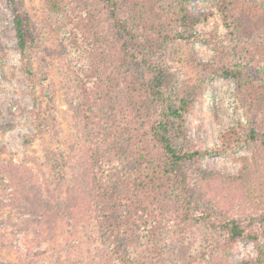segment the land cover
Returning <instances> with one entry per match:
<instances>
[{"label": "rangeland", "instance_id": "1", "mask_svg": "<svg viewBox=\"0 0 264 264\" xmlns=\"http://www.w3.org/2000/svg\"><path fill=\"white\" fill-rule=\"evenodd\" d=\"M15 4L33 22L30 66L37 81L44 66L48 87L37 82L32 91L27 84ZM103 7L100 0H0V264H264V222L254 221L264 216V149L249 144L201 158L200 173L190 167L186 202L168 188L150 194L152 213L144 214L145 225L128 249L101 239L96 209L100 189H109L107 169L118 158L111 180L124 177L122 166L133 159L124 134L146 138L156 115L144 88L140 95L129 93L139 71L131 79L119 69L122 55ZM173 7L169 1L167 8ZM188 12L207 17L193 28L200 39L190 44L178 39L152 57L172 75L177 91L203 73L190 61L217 67L222 62L215 45H228L216 0H190ZM170 16L176 21V12ZM182 31L171 23L166 32ZM242 55L232 61L242 63L247 58ZM237 123L246 124V115L236 84L216 76L185 115L179 144L212 149ZM73 189L83 194L82 224L66 212L48 218L52 225L41 223V207L62 206ZM33 210L39 213L31 215ZM230 220L257 239L232 242L220 225ZM47 225L51 233L43 229Z\"/></svg>", "mask_w": 264, "mask_h": 264}, {"label": "trees", "instance_id": "2", "mask_svg": "<svg viewBox=\"0 0 264 264\" xmlns=\"http://www.w3.org/2000/svg\"><path fill=\"white\" fill-rule=\"evenodd\" d=\"M100 1L104 5L103 19L119 44L122 55L119 69L131 79L133 78L130 74L133 76L139 71V76L130 81L129 93L140 95L141 88H144L150 97L152 112L156 111L154 121L145 130L146 138H140L133 132L140 139L135 141L127 136L128 131L125 133L127 135L124 134L125 144H131L127 150L131 149L133 159H128L122 166L124 171L120 173L124 174V177L115 183L111 179L117 172L113 163L118 161V158L112 160L106 176L109 189H100L101 196L97 202L96 212L101 239L114 248L128 249L133 243L136 231H140L139 227L145 225L144 214L152 213L153 204L148 200L150 194L168 188L183 196L182 200L186 202L191 187L187 170L194 166L195 171L200 173L198 164L201 158L225 154L241 144L260 146L264 149V0H216V8L221 15L228 39L227 46L215 45L222 64L216 61V64H219L217 67L207 64L201 66L193 59L189 62L190 65L201 67L203 73L194 79L195 82L180 91L171 86L172 75L152 57L163 45L178 39L186 44L200 39V36L193 34V28L205 22L206 15L189 13L190 0ZM169 1H174L173 9L167 8ZM173 11L176 12L177 22L170 16ZM13 15L17 45L22 56V70L27 84L32 91L35 90L37 82L40 86L48 87L50 83L44 66L39 69L38 81L34 78L30 66L28 51L36 42L31 17L21 4L14 5ZM171 23H177V27L183 29L182 33L167 34ZM241 53L246 54L247 58L242 63L235 64L232 59L243 56ZM216 76L230 78L235 82L237 95L245 111L246 124L237 123L224 132L219 137V145L212 149H182L179 139L183 135V119L193 102ZM32 99L35 105L34 114H39L41 109L34 93ZM48 101L52 102L50 99ZM110 185L114 186V189L110 188ZM74 190L68 193L62 206L41 207V223L49 221L52 225L55 221L52 222L48 218H55L66 212L68 217L74 220V224H82L81 219L85 213L83 194ZM37 213L39 212L33 210L31 215ZM146 217L150 218L148 215ZM186 217L189 220L195 219ZM202 220L210 221L207 217H202ZM198 221L199 219H195V222ZM254 221L263 223L264 216ZM51 225L43 226V229L51 233ZM220 225L226 228L232 242L244 238L251 241L257 239L254 234L245 232L237 220Z\"/></svg>", "mask_w": 264, "mask_h": 264}]
</instances>
